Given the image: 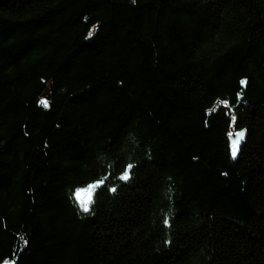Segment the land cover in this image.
Wrapping results in <instances>:
<instances>
[{"label":"trees","instance_id":"16d2710c","mask_svg":"<svg viewBox=\"0 0 264 264\" xmlns=\"http://www.w3.org/2000/svg\"><path fill=\"white\" fill-rule=\"evenodd\" d=\"M6 262L264 264V0H0Z\"/></svg>","mask_w":264,"mask_h":264},{"label":"snow or ice","instance_id":"6c2138e0","mask_svg":"<svg viewBox=\"0 0 264 264\" xmlns=\"http://www.w3.org/2000/svg\"><path fill=\"white\" fill-rule=\"evenodd\" d=\"M246 83V81H241V84ZM42 103H47L46 101H42ZM225 106H228V102L227 101H223L222 102ZM235 121V117H233V123ZM229 138L231 139V143H232V156L233 158H235L237 151H238V145H239V141L241 139H243L244 137V131L241 130L239 132H237L235 134V136L237 137V139H232L233 133L229 132L228 133ZM132 166L129 165L128 168H131ZM104 179L103 178L101 180L95 181L94 183L89 184L86 188H81V189H77L76 190V198L77 201L79 202L81 208H83L84 211H89V206L91 205L92 201V195L95 191L96 188H98L101 184L104 183ZM121 179H128V174L127 171H125L122 175H121ZM113 191H115V189H112ZM167 223V221H166ZM7 264V262H6Z\"/></svg>","mask_w":264,"mask_h":264},{"label":"water","instance_id":"95a60500","mask_svg":"<svg viewBox=\"0 0 264 264\" xmlns=\"http://www.w3.org/2000/svg\"><path fill=\"white\" fill-rule=\"evenodd\" d=\"M240 131H241V130H240ZM243 131H244V130H243ZM237 132H239V131H237ZM237 132H235V131L232 132V133H233L232 139H237V137L235 136V134H236ZM244 141H245V131H244V137H243V139H241V140L239 141L238 151H239L240 147L242 146V144L244 143ZM230 143H231V139H230ZM231 145H232V143H231ZM238 151H237V153H238ZM231 152H232V150H231ZM236 156H237V154H236ZM236 156H235V157H236Z\"/></svg>","mask_w":264,"mask_h":264},{"label":"rangeland","instance_id":"374dc122","mask_svg":"<svg viewBox=\"0 0 264 264\" xmlns=\"http://www.w3.org/2000/svg\"><path fill=\"white\" fill-rule=\"evenodd\" d=\"M88 186V185H87ZM87 186L83 187V188H86ZM81 189V188H80ZM75 197H76V192H75ZM77 199V198H76Z\"/></svg>","mask_w":264,"mask_h":264}]
</instances>
